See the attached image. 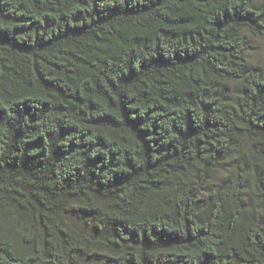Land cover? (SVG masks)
<instances>
[{"label": "trees", "instance_id": "trees-1", "mask_svg": "<svg viewBox=\"0 0 264 264\" xmlns=\"http://www.w3.org/2000/svg\"><path fill=\"white\" fill-rule=\"evenodd\" d=\"M249 34L251 0H0V264H264Z\"/></svg>", "mask_w": 264, "mask_h": 264}, {"label": "rangeland", "instance_id": "rangeland-1", "mask_svg": "<svg viewBox=\"0 0 264 264\" xmlns=\"http://www.w3.org/2000/svg\"><path fill=\"white\" fill-rule=\"evenodd\" d=\"M254 5L264 6V0H251ZM247 42L250 47V51L247 56V62L244 68L246 73L261 74L264 72V38L255 37L253 35L247 36ZM228 92L232 98L237 96L238 86L230 84L228 86ZM212 179H208L210 184L220 185L226 179L225 174H218V172L210 173ZM210 189L206 188L205 194H208Z\"/></svg>", "mask_w": 264, "mask_h": 264}]
</instances>
